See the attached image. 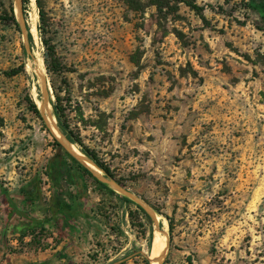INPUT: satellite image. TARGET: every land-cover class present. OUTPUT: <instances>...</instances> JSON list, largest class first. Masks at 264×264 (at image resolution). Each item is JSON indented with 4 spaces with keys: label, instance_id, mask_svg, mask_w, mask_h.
Instances as JSON below:
<instances>
[{
    "label": "rangeland",
    "instance_id": "obj_1",
    "mask_svg": "<svg viewBox=\"0 0 264 264\" xmlns=\"http://www.w3.org/2000/svg\"><path fill=\"white\" fill-rule=\"evenodd\" d=\"M19 1L0 0V207L7 211V193L24 212L19 190L47 182L54 138L92 161L58 127L57 90L75 136L133 198L113 190L155 219L142 228L136 217L114 234L118 202L89 179L78 221L63 227L76 238L70 256L48 257V230L14 244L0 228V264H114L139 250L149 258L160 224L172 239L162 264H264V19L247 9L250 0H196L206 23L183 4L161 20L154 6L137 12L123 0H41L46 33L36 0L24 11ZM42 36L63 73L48 72ZM94 172L106 178L97 165Z\"/></svg>",
    "mask_w": 264,
    "mask_h": 264
},
{
    "label": "trees",
    "instance_id": "obj_2",
    "mask_svg": "<svg viewBox=\"0 0 264 264\" xmlns=\"http://www.w3.org/2000/svg\"><path fill=\"white\" fill-rule=\"evenodd\" d=\"M23 11L26 10V6L29 4L30 0H21ZM131 9L134 11L143 12L147 7L154 6L157 10L159 18L167 19L169 15L172 13H177L179 10V6L181 4L188 7L190 10L195 12L197 16L206 23V18L204 16L205 8L201 7L196 0H123ZM36 4L39 8V16L41 20V25L39 26V30L41 32L46 33V28L44 25L46 14L41 4V0H36ZM247 9L255 12L264 19V0H250L248 4H246ZM12 21L14 25L19 28V22L17 21L15 15L13 14ZM28 39L33 45V38L31 33L28 34ZM42 42L46 49L44 60L45 65L50 74H61L64 72V66L62 65L59 57L57 56V52L55 46L51 44L49 39L46 36H42ZM18 71L13 72L10 75L18 74ZM56 101L53 102V115L58 121V127L65 131L67 136L70 137L73 142L80 148V151L87 156H89L92 161L104 172V176L106 178L115 179V176L107 165H105L97 156V154L87 148L82 140L75 136L74 132L71 130L68 119L66 116L65 109L62 106V98L55 90ZM34 109V113L40 117L39 110L35 104H32ZM54 146L56 147V153L49 160L47 167L45 169L44 175L47 178V182L43 183L41 179L34 178L30 183L26 186H22L19 190L21 196H23L24 200L30 202L33 205H36L37 208L42 209L47 205L50 208V211L53 213V217L55 219H59L65 224V226L69 225V223H73L74 221H78L79 215L81 214V209L84 207L82 203H80L82 196L88 191V180L91 179L94 182L95 189L102 191L104 194H107L114 198L118 202V210L122 212L123 217L121 220L112 226L113 233L120 232L124 230V226L126 224H130L132 227L134 225V220L136 217H140L143 219V222L139 223V227L144 228L145 222L151 223L152 217L148 213V211L139 204H135L129 199L125 198L122 195L117 194L108 184L102 182L99 178H97L86 166L79 163L72 155L64 148V146L58 141L57 138H54ZM119 185L122 183L117 182ZM42 184L50 185V191L52 193L51 201H45V197L43 195ZM77 186L79 187V194L74 196L72 192H70L67 188L68 186ZM58 187L59 189H65V191H61L60 193L56 192L54 188ZM84 192V194H83ZM3 197L6 199L7 206V214L11 217L18 212L17 206L14 204L13 200L8 198L7 193L3 194ZM3 199V203H4ZM132 205H136V209L132 208ZM102 206V201L99 202V207ZM95 207H91L88 210V213L91 215H96ZM128 217V220H126ZM169 221V228L172 232L173 225L170 218L166 217ZM82 220H84V224L90 229L96 227L97 217L89 218L87 212L82 213ZM98 221V222H96ZM145 221V222H144ZM45 223V222H44ZM95 223L96 225H94ZM159 227H162L160 224ZM41 230H46L44 227ZM32 235H34L35 229L32 231ZM123 232V231H122ZM120 232V234H123ZM97 234V232H96ZM25 236V234L23 235ZM150 244L152 243V232H150ZM171 234H169V241H171ZM142 257L144 264H149V259L146 255L139 250L136 255L129 256L126 259L119 260L114 264H124L127 259H131L132 257Z\"/></svg>",
    "mask_w": 264,
    "mask_h": 264
},
{
    "label": "crops",
    "instance_id": "obj_3",
    "mask_svg": "<svg viewBox=\"0 0 264 264\" xmlns=\"http://www.w3.org/2000/svg\"><path fill=\"white\" fill-rule=\"evenodd\" d=\"M74 187L77 189L76 192H74ZM50 188L51 186L48 184V195L44 194L45 201L47 202L51 201L52 198ZM54 189L58 193L65 191V189H59L58 187ZM67 189L72 192L74 196L78 195L77 186H68ZM19 199L22 200V197ZM22 205L25 206L24 212L20 213L23 208H18V212L12 216L11 225H9L6 221L8 215L5 214L6 210L4 211L3 206L0 207V228L5 229L7 232H12L13 236L15 237L13 239L14 244H17L18 242L22 244L24 240L32 242L34 235H32L31 231L39 227H44L46 230L50 231L49 239H47V241L51 244L53 243L49 247V250L45 251L46 253L49 252L48 257H52L53 255L56 259L64 260L66 256L71 255V251L76 250L77 245L74 243L76 241L75 236H69L70 240L69 237L64 236L62 233L64 230L63 227H65L63 222L60 220V218L57 220L55 219V216L53 217V213L50 211L48 205L42 209H39L36 205L25 201L24 198L22 200ZM24 234L25 236H23ZM71 239L73 241H71Z\"/></svg>",
    "mask_w": 264,
    "mask_h": 264
},
{
    "label": "water",
    "instance_id": "obj_4",
    "mask_svg": "<svg viewBox=\"0 0 264 264\" xmlns=\"http://www.w3.org/2000/svg\"><path fill=\"white\" fill-rule=\"evenodd\" d=\"M18 6H19V11H21V1L18 2ZM22 21H23V20H22V18H21V26H22V29H23V31L26 32V26H25V24H24ZM47 95H48V94H47L46 87H45V90H44L45 101H44V103H43V109L45 108V105H46V98H47ZM61 144H62V143H61ZM62 145H63V144H62ZM67 149H68V152L72 155L73 158H75L79 163L83 164V165L86 166L88 169H90V171H91V172H92L97 178H99L102 182L108 184L112 189H113V188L116 189L118 192L122 193L123 195H126V196H128V197H130V198H133V196H132L129 192H126L125 190H123L122 188H120L119 185L116 184L112 179H110V178H102V177L99 176V174H96V173L94 172V170H92L91 168H89V167L87 166V164H86V163H85V162H84L79 156H77V155L75 154V152H73V150H71V148H68V147H67ZM149 213H150V215L155 219V215H154L153 213H151V212H149ZM157 230H158L159 233H163L162 231H160V227H159V226H157ZM166 237H167V251H168V246H169V236L166 235ZM158 245H159V243H157V241H154L153 244H152V249H151V252H150V256H149V258H148L151 264L154 263V262H157V261H158V262L160 261V264H162L163 261H164V259H165V257H166V255H167V252H166V254H165L164 256H160V257H158V258H155V256H153L154 254L157 253Z\"/></svg>",
    "mask_w": 264,
    "mask_h": 264
},
{
    "label": "bare ground",
    "instance_id": "obj_5",
    "mask_svg": "<svg viewBox=\"0 0 264 264\" xmlns=\"http://www.w3.org/2000/svg\"><path fill=\"white\" fill-rule=\"evenodd\" d=\"M32 5V4H31ZM34 14V13H33ZM36 22H38L36 19H33V25H32V32H37V27H36ZM31 25V24H30ZM31 32V31H30ZM36 35V34H34ZM35 37V36H34ZM37 38V37H36ZM37 55V54H36ZM36 58V57H35ZM37 59V58H36ZM39 59V58H38ZM38 68H37V72H39L41 75H43V62L41 60H39L38 62ZM30 67V66H29ZM35 68V67H34ZM35 73V72H34ZM40 78V77H39ZM48 106V105H47ZM43 111V110H42ZM49 111V110H47ZM55 121V120H54ZM50 127V126H49ZM51 128V127H50ZM55 130V129H54ZM55 132H57L55 130ZM54 132V133H55ZM60 137V136H59ZM70 147V146H69ZM78 154V153H77ZM83 161L87 164V166L89 168H91L92 170H96V165L89 160L88 158L83 157ZM164 224V223H162ZM165 225V224H164ZM167 229V228H166ZM155 241H157V243H159L158 245V250L157 253L154 254L153 256H155V258H158L160 256H164L167 252V237L165 233H159L155 239ZM164 262V261H163ZM152 264H160V261L158 262H154Z\"/></svg>",
    "mask_w": 264,
    "mask_h": 264
}]
</instances>
